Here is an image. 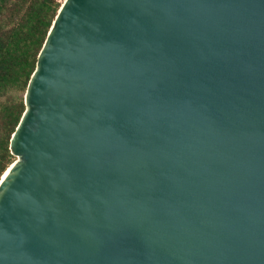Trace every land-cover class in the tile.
I'll return each mask as SVG.
<instances>
[{
  "label": "water",
  "instance_id": "water-1",
  "mask_svg": "<svg viewBox=\"0 0 264 264\" xmlns=\"http://www.w3.org/2000/svg\"><path fill=\"white\" fill-rule=\"evenodd\" d=\"M0 180V264H264V0H64Z\"/></svg>",
  "mask_w": 264,
  "mask_h": 264
},
{
  "label": "trees",
  "instance_id": "trees-1",
  "mask_svg": "<svg viewBox=\"0 0 264 264\" xmlns=\"http://www.w3.org/2000/svg\"><path fill=\"white\" fill-rule=\"evenodd\" d=\"M58 0H0V180L14 157L10 140L25 111L24 95L61 7Z\"/></svg>",
  "mask_w": 264,
  "mask_h": 264
},
{
  "label": "rangeland",
  "instance_id": "rangeland-1",
  "mask_svg": "<svg viewBox=\"0 0 264 264\" xmlns=\"http://www.w3.org/2000/svg\"><path fill=\"white\" fill-rule=\"evenodd\" d=\"M61 4L64 2V0H58ZM14 160H16V158L14 157Z\"/></svg>",
  "mask_w": 264,
  "mask_h": 264
}]
</instances>
